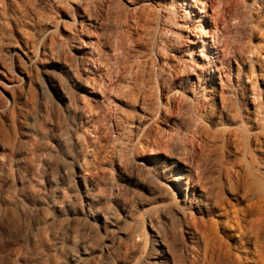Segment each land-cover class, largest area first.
I'll return each instance as SVG.
<instances>
[{"label": "rangeland", "instance_id": "obj_1", "mask_svg": "<svg viewBox=\"0 0 264 264\" xmlns=\"http://www.w3.org/2000/svg\"><path fill=\"white\" fill-rule=\"evenodd\" d=\"M260 68L264 0H0V264H264Z\"/></svg>", "mask_w": 264, "mask_h": 264}, {"label": "bare ground", "instance_id": "obj_2", "mask_svg": "<svg viewBox=\"0 0 264 264\" xmlns=\"http://www.w3.org/2000/svg\"><path fill=\"white\" fill-rule=\"evenodd\" d=\"M138 40V39H137ZM95 46H94V49L93 50H95ZM97 49V48H96ZM97 51H99V50H97ZM100 52V51H99ZM97 53V52H95L94 53V55H91L92 56V61H91V57H89V59L88 60H90L91 62H93V63H98L99 62V65H98V69L99 70H101L102 68V63H105V65H109L110 63L109 62H103V60H104V58H103V56L101 57V53ZM95 55H98L96 58H94L93 56H95ZM103 58V59H102ZM109 58V57H108ZM107 58V59H108ZM116 58V57H115ZM106 59V60H107ZM117 59V58H116ZM105 61V60H104ZM108 61H109V59H108ZM112 62H113V60H112ZM113 64H114V62H113ZM102 65V66H101ZM104 65V66H105ZM77 67V66H76ZM104 68V67H103ZM111 65L110 66H108V68H106L105 67V71H104V73L102 74V78H100V79H98L97 78V76H94V77H92V78H88V80H85L87 83H91L92 85H93V87L95 88V89H99V90H101V91H103V92H107V91H109V87L110 86H114V84L113 83H115L116 81H114L113 80V78H112V75H111ZM262 71H263V73H264V68L262 69V68H260ZM114 70V69H113ZM110 71V72H109ZM116 72V71H115ZM96 74V73H95ZM117 74H118V72H117ZM77 78H76V83H75V85L77 86V88H81L83 85H84V82L83 81H81L80 79H79V77H78V73H77ZM164 82H166L167 81V87L169 88L170 86H171V83H170V85H169V81H171L170 80V75H168L167 76V78H164ZM172 82V81H171ZM252 82V81H251ZM119 85V84H118ZM117 86V85H116ZM113 87H111V89H112ZM147 90H149V89H147ZM170 90V89H169ZM171 91V90H170ZM140 92V91H139ZM150 92V91H149ZM149 92H147V91H145V89H144V91H142L140 94H141V98H143V100L144 99H146L147 97H148V95H150L149 94ZM133 94V93H132ZM106 95H107V93H106ZM132 98V97H131ZM150 98V97H149ZM226 99V98H225ZM166 100L168 101V102H166L165 104L166 105H168V104H172V103H175V102H179V101H177L176 100V98H175V94L174 93H170V95H167V98H166ZM223 100V99H222ZM154 101V100H153ZM224 102V101H223ZM147 102H145V104H146ZM153 102L151 101V99H150V102H149V104H150V106L152 105L153 106V104H152ZM179 104V103H178ZM162 105V104H161ZM181 105V104H180ZM223 105V104H222ZM155 106V105H154ZM159 106V105H158ZM178 107H180V106H178ZM201 107H202V105H200V109H201ZM204 107V106H203ZM149 108V107H148ZM151 108V107H150ZM160 108H161V106H160ZM160 108H158L156 111L158 112L159 111V113H160ZM182 108H184V107H182ZM191 108H193V110H191L190 112H192L191 114H190V117H189V119L191 118V117H194V116H196V114L198 113V112H196V108H197V110L199 111L200 109H199V106H197L195 103L191 106ZM152 109V108H151ZM154 109V108H153ZM169 109V108H168ZM167 110V109H166ZM181 110V109H180ZM190 110V109H189ZM201 111V110H200ZM262 110L260 109V111L259 112H261ZM166 113V112H165ZM185 113L186 114H188V111L187 110H185L184 111V115H185ZM261 114V113H260ZM150 115V114H149ZM178 115V114H177ZM183 115V116H184ZM261 115H263V114H261ZM181 117V116H180ZM185 117V116H184ZM235 117V115L232 117V119ZM239 117V116H238ZM244 117V116H243ZM259 117V116H258ZM260 117H262V116H260ZM263 118V117H262ZM183 119V118H182ZM186 120H187V118H185ZM256 119H257V117H256ZM155 120V119H154ZM191 120V119H190ZM235 120V119H234ZM230 121V120H229ZM259 121V120H258ZM184 122V121H183ZM191 122V121H190ZM231 122V121H230ZM247 122V121H246ZM252 122V121H251ZM156 123V122H155ZM154 124V123H153ZM200 125V124H199ZM243 125V124H242ZM151 127H153V125H150V126H148L147 128H148V130H145V134H144V136H150L152 133H151ZM205 127V126H204ZM234 127V126H233ZM245 127V126H244ZM251 127V126H250ZM250 127H245V131H244V129H238V131L239 130H242V131H240L239 133L241 134V136L244 138V137H246L245 139H243V140H247V138L249 139V133L248 134H246V131L248 132L249 131V129H250ZM260 127V130L258 131V132H262V134L264 133L263 131H264V126H262V125H260L259 126ZM189 128V127H188ZM199 128H200V126H199ZM203 128V127H202ZM235 128V127H234ZM234 128H230L229 127V129H226V128H224L223 130H222V132H221V134L220 135H222L223 137H221V138H223L222 140V143L224 144V147H225V145H226V147L230 144V143H232L231 142V137L233 136V139H232V141L234 140V137L236 136V134L234 133L235 131L237 132V129H235L234 130ZM257 128V127H256ZM201 129V128H200ZM210 129V128H209ZM222 129V128H221ZM194 130V129H193ZM192 130V131H193ZM204 130V129H203ZM216 131V130H215ZM221 131V130H220ZM160 132V131H159ZM158 132V133H159ZM196 131H193V134L195 133ZM200 132H203V131H199V134H201ZM205 132V135L204 136H206L207 134V132H208V130L206 131H204ZM151 133V134H150ZM212 133V132H211ZM210 133V134H211ZM242 133H245V135H247V136H244V134H242ZM157 134V133H156ZM155 134V135H156ZM217 134V133H216ZM251 134V133H250ZM154 135V136H155ZM159 135V134H158ZM220 135H219V137H220ZM255 135V134H254ZM259 135V134H258ZM260 135H261V133H260ZM259 135V136H260ZM182 136V135H181ZM194 136V135H193ZM257 136V135H256ZM214 137H215V134H214ZM159 138V137H158ZM263 138V137H262ZM193 138H191V140H192ZM215 139V138H214ZM213 139V140H214ZM217 139V138H216ZM215 139V140H216ZM220 139V138H219ZM218 139V140H219ZM237 139V138H236ZM155 140H156V138H155ZM174 140H176L175 138H174ZM173 140V141H174ZM180 140H182V139H180ZM218 140H216V141H218ZM253 140H256V139H253ZM258 140H259V138H258ZM172 141V140H171ZM221 141V140H220ZM235 141H238V140H235ZM234 141V142H235ZM241 141V140H240ZM240 141H239V143H240ZM260 141V140H259ZM157 142V141H156ZM178 143V140L177 141H175V143ZM180 142H182V141H180ZM189 142V141H188ZM192 142V141H191ZM233 142V144H235V145H237L236 143H234ZM262 142H263V139H262ZM176 143V144H177ZM195 143V142H194ZM244 143H246V142H244ZM157 144H160V143H157ZM162 144V143H161ZM168 144V143H167ZM175 144V145H176ZM183 144V143H182ZM186 143H185V141H184V145H185ZM232 144V145H233ZM171 145V146H170ZM193 145V144H192ZM231 145V144H230ZM229 145V146H230ZM169 146L170 147H172V143L171 144H169ZM177 146H179V145H177ZM181 146V145H180ZM189 146V145H188ZM234 146V145H233ZM237 146H239V144L237 145ZM240 146H242V144L240 145ZM244 146H245V144H244ZM166 147V146H165ZM175 147V146H174ZM222 147V146H221ZM169 148V147H168ZM194 148V147H193ZM240 148V147H239ZM245 148V147H244ZM175 149H179V148H175ZM223 149V148H222ZM235 149V148H234ZM236 149H237V147H236ZM182 150V149H181ZM225 150H226V148H225ZM194 151V150H193ZM193 151H191L190 150V152H193ZM244 151V150H243ZM178 152H179V150H178ZM184 152V151H183ZM229 152V151H228ZM184 153H186V152H184ZM188 153V152H187ZM230 153V152H229ZM195 154V153H194ZM194 154H188L189 155V157H186L190 162V164H191V160L194 158L193 157V155ZM187 155V154H186ZM188 162V161H187ZM250 163H251V161H249ZM238 163V162H237ZM186 164V163H185ZM193 164V163H192ZM248 165V164H247ZM251 165V164H250ZM188 167H190V166H188ZM229 167L230 168H232L230 165H229ZM249 167V166H248ZM252 167V166H251ZM229 168V169H230ZM231 171V170H230ZM230 171L228 172V176L230 175V177L232 178V176L231 175H233L234 174V172H235V170H234V172H233V169H232V171L231 172H233V174H231L230 173ZM239 171V170H238ZM227 172V171H226ZM250 172V171H249ZM249 172H248V174H249ZM230 173V174H229ZM240 173V172H239ZM252 173V172H251ZM251 173H250V176H251ZM257 173V172H256ZM235 174H236V176H240V174H238L237 175V172H235ZM235 174H234V176H235ZM258 174V176H259V173H257ZM227 175V174H226ZM242 175H245L244 173L242 174ZM247 175V174H246ZM245 175V176H246ZM261 176V178H264L263 177V174H260ZM255 176V175H254ZM254 176H253V178H254ZM247 178H249L248 176H246ZM245 177V178H246ZM257 177V176H256ZM246 178V179H247ZM236 179H240L239 177L238 178H236ZM258 179V178H257ZM237 181V180H236ZM248 181V180H247ZM255 181V180H254ZM261 181V180H260ZM181 182V181H180ZM221 182V181H220ZM231 184L233 183L232 182V180L231 181H229ZM238 182H239V180H238ZM249 182H250V179H249ZM261 182H263V181H261ZM233 185V184H232ZM235 185V184H234ZM250 185H253V182H252V184L250 183ZM249 185V186H250ZM260 186V189H261V191L263 192V194H264V183H259L258 182V184H257V186ZM253 186H255V185H253ZM231 187V186H230ZM235 187H236V185H235ZM250 187H252V186H250ZM250 190H252L253 189V187H252V189L251 188H249ZM254 189H255V187H254ZM253 189V192L255 191V190H258L259 188H257V189H255L254 190ZM259 191V190H258ZM248 192L250 193V194H252V192L251 191H249L248 190ZM260 192V191H259ZM255 193H257V192H255ZM259 194H261V192L259 193ZM262 195V194H261ZM260 195V196H261ZM263 197V196H262ZM254 198V197H253ZM258 199H259V197H258ZM260 200H264L263 198L262 199H260ZM259 201V200H258ZM256 203V202H255ZM254 203V204H255ZM253 205V204H252ZM255 206V205H254ZM238 218H242L243 219V217H237V219ZM237 219L236 220H233V221H237ZM244 220H245V218H244ZM243 221V220H242ZM238 222V221H237ZM234 223H236V222H234ZM242 223V222H241ZM240 222H238V223H236V224H241ZM244 223H245V221H244ZM242 225V224H241ZM241 225L240 226H238L237 228H239V227H241ZM243 227H245V225L243 224L242 225ZM249 227V226H248ZM240 229V228H239ZM238 229V230H239ZM242 229V228H241ZM241 229H240V231H241ZM244 229V228H243ZM249 229V228H248ZM248 229H245L246 231L248 230ZM249 231V230H248ZM260 233V231L258 232V231H255V233ZM254 233V232H253ZM243 234H244V232H243ZM252 234V233H251ZM251 234H250V236H251ZM246 235H248V233L246 234ZM253 235H255V234H253ZM257 238L259 237L257 234L255 235ZM263 236V235H262ZM262 238V237H261ZM260 238V239H261ZM255 240V239H254ZM258 240V239H257ZM256 241V240H255ZM254 241V242H255ZM258 243L259 242H261L260 240L259 241H257ZM263 242V241H262ZM257 243V244H258ZM264 243V242H263ZM263 243H261V244H263ZM216 245V244H215ZM208 246V247H207ZM206 246V248H208L206 251H204V253H202L203 254V258H200V259H203L204 260V264H224L225 262V255L227 256V254H226V252H225V250L221 247V245H219L218 244V246H213V245H211V246H209V245H207ZM258 246H260V245H258ZM264 247V246H263ZM205 249V248H204ZM261 250H262V248H261ZM262 251H264V250H262ZM202 257V256H201ZM199 258V257H198ZM227 260V259H226ZM202 261V260H201ZM227 262V261H226ZM203 263V262H202Z\"/></svg>", "mask_w": 264, "mask_h": 264}]
</instances>
